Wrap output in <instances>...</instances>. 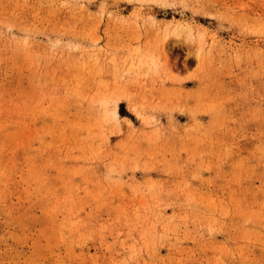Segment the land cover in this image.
Returning <instances> with one entry per match:
<instances>
[{"label": "rangeland", "instance_id": "rangeland-1", "mask_svg": "<svg viewBox=\"0 0 264 264\" xmlns=\"http://www.w3.org/2000/svg\"><path fill=\"white\" fill-rule=\"evenodd\" d=\"M0 264H264V0H0Z\"/></svg>", "mask_w": 264, "mask_h": 264}, {"label": "bare ground", "instance_id": "bare-ground-1", "mask_svg": "<svg viewBox=\"0 0 264 264\" xmlns=\"http://www.w3.org/2000/svg\"><path fill=\"white\" fill-rule=\"evenodd\" d=\"M185 26H180L176 31H175V35L178 37V38H181L184 33H185V30H184ZM188 30V29H187ZM138 61V60H137ZM138 63V62H137ZM149 63H156V61L152 58V57H148L145 59V64H149ZM151 65V64H150ZM157 65V64H156ZM139 66V64H138ZM152 66V65H151ZM115 115L116 116H119V110L118 108L115 109Z\"/></svg>", "mask_w": 264, "mask_h": 264}]
</instances>
